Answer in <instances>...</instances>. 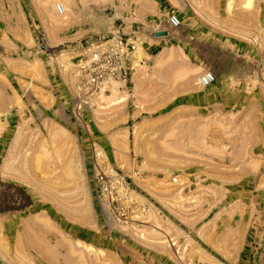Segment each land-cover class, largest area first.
I'll list each match as a JSON object with an SVG mask.
<instances>
[{
    "label": "rangeland",
    "instance_id": "obj_1",
    "mask_svg": "<svg viewBox=\"0 0 264 264\" xmlns=\"http://www.w3.org/2000/svg\"><path fill=\"white\" fill-rule=\"evenodd\" d=\"M59 1L0 0V264H264V0Z\"/></svg>",
    "mask_w": 264,
    "mask_h": 264
},
{
    "label": "built area",
    "instance_id": "obj_2",
    "mask_svg": "<svg viewBox=\"0 0 264 264\" xmlns=\"http://www.w3.org/2000/svg\"><path fill=\"white\" fill-rule=\"evenodd\" d=\"M56 9L59 13L64 11L61 4H57ZM167 23L171 28H176L181 24L175 14L167 17ZM129 47L133 48V45H127L120 38L115 48L111 46L109 49L93 50L90 61L81 67L85 73L82 87L87 94H85L84 99L112 80H126L128 78L129 71L124 63V57L127 55ZM213 81H215V74L210 70L203 72L198 77V83L202 86H208Z\"/></svg>",
    "mask_w": 264,
    "mask_h": 264
},
{
    "label": "bare ground",
    "instance_id": "obj_3",
    "mask_svg": "<svg viewBox=\"0 0 264 264\" xmlns=\"http://www.w3.org/2000/svg\"><path fill=\"white\" fill-rule=\"evenodd\" d=\"M71 0H63V1H59V4H63V6H64V8L66 9V7H67V5H68V3L70 2ZM249 2H250V0H246V4H248L249 5ZM165 31H167V30H165ZM239 32H241V31H239ZM227 55V54H226ZM228 56H230V55H228ZM231 57V56H230ZM233 57V56H232ZM231 57V58H232ZM235 57V56H234ZM226 58V57H225ZM231 58H230V60H231ZM229 59V58H228ZM236 59V58H235ZM234 59V60H235ZM229 61V60H228ZM237 62V61H236ZM235 65V64H234ZM230 66V65H229ZM236 66V65H235ZM262 67V66H261ZM264 73V72H263ZM216 80V79H215ZM4 111V110H3ZM16 150V149H15ZM12 154V153H11ZM7 165V164H6ZM5 165V166H6ZM12 168V167H11ZM15 170V169H14ZM12 171V170H11ZM12 217V216H11ZM11 219H13V218H11ZM11 222V221H10ZM22 223V222H21ZM49 225V224H48ZM1 227V226H0ZM8 227L9 228H11V223H9L8 224ZM60 233V232H59ZM35 240H34V238H32V236H30V238H29V245H30V247H31V244H36L35 242H34ZM76 241V240H75ZM78 241V240H77ZM26 242V241H25ZM78 243V242H77ZM45 244V243H44ZM84 245V244H83ZM25 246V244H24V242L23 241H19L18 242V245L16 246V248L18 249V250H24V247ZM36 246L38 247L39 245L38 244H36ZM50 247V246H49ZM38 249H39V247H38ZM46 249V248H45ZM43 251V250H42ZM55 252V251H54ZM45 254V253H44ZM47 254V253H46ZM45 254V255H46ZM51 257V256H50ZM57 258V257H56ZM52 260V259H51ZM51 263H52V261H51Z\"/></svg>",
    "mask_w": 264,
    "mask_h": 264
},
{
    "label": "water",
    "instance_id": "obj_4",
    "mask_svg": "<svg viewBox=\"0 0 264 264\" xmlns=\"http://www.w3.org/2000/svg\"><path fill=\"white\" fill-rule=\"evenodd\" d=\"M165 33H167V31H156L155 32V35H163V34H165Z\"/></svg>",
    "mask_w": 264,
    "mask_h": 264
}]
</instances>
